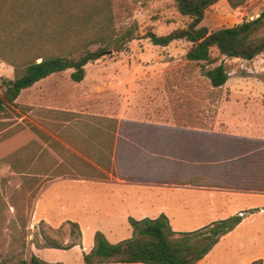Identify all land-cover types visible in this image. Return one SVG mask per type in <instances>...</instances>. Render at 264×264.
<instances>
[{"label": "rangeland", "instance_id": "rangeland-1", "mask_svg": "<svg viewBox=\"0 0 264 264\" xmlns=\"http://www.w3.org/2000/svg\"><path fill=\"white\" fill-rule=\"evenodd\" d=\"M263 2L246 0L231 8L225 0H219L205 12L200 25L208 30L235 25L256 17ZM10 4L21 10L41 5L50 11L54 4H60L73 17L91 8L100 9L111 17L113 37L132 26L138 38L128 42L125 50L104 53L88 62L80 82L69 79V69L35 82L23 89L15 104L1 114L0 264L27 261L34 243H43L42 233L61 246L79 242L77 232L70 233L64 220L84 218L89 222L102 217V211H77L80 199L76 195L82 190L69 189L75 192V198L69 200L62 184L47 188L39 210L34 211L41 188L55 175L95 177L100 173L106 178L107 172H113L109 154L105 156L106 171L84 158L90 157L92 149L82 143L81 133L93 136L98 127L114 129L115 117L132 109H145L144 118L148 120L176 123L192 122L189 120L193 112L199 109L198 122L207 127L221 97H252L264 102V53L246 60L219 56L212 48L210 55L215 61L197 63L186 59L191 43L185 39L173 40L166 46L150 42L145 36L147 31L167 34L190 20L178 12L174 0H0V11ZM95 47L97 44L89 45V49ZM219 61L226 67L227 79L220 87H212L205 70ZM13 75V67L0 59V94L1 82ZM153 110L158 114H153ZM33 190L35 194L30 195ZM22 224L24 245L19 232ZM256 252L251 249L250 255ZM40 257L49 262L83 264L75 249L49 248Z\"/></svg>", "mask_w": 264, "mask_h": 264}, {"label": "crops", "instance_id": "crops-1", "mask_svg": "<svg viewBox=\"0 0 264 264\" xmlns=\"http://www.w3.org/2000/svg\"><path fill=\"white\" fill-rule=\"evenodd\" d=\"M217 103L207 127L198 122L199 109L192 122L184 123L148 120L145 109H132L115 117L114 129L98 127L93 136L81 133L82 143L92 149L84 158L104 170L109 154L113 172L106 178H53L41 188L34 211L49 187L64 185L69 200L75 198L69 189L82 190L76 195L77 211H102V217L89 222L67 219L77 223L80 241L66 250H78L81 259L92 248L95 231L110 243L130 237L129 217L163 214L171 230L189 232L244 213L195 264H249L258 258L264 264V102L221 97ZM46 249L34 247L32 253L41 258ZM251 249L257 252L250 255Z\"/></svg>", "mask_w": 264, "mask_h": 264}, {"label": "trees", "instance_id": "trees-1", "mask_svg": "<svg viewBox=\"0 0 264 264\" xmlns=\"http://www.w3.org/2000/svg\"><path fill=\"white\" fill-rule=\"evenodd\" d=\"M178 12L190 18L182 28H176L167 34L157 35L147 31L145 36L152 44L166 46L177 39L191 43L185 53L189 61L212 63L215 58L210 52L215 48L217 55L228 58L252 59L264 53V2L256 17L241 22L208 30L200 25L205 12L219 0H174ZM229 7L241 6L246 0H225ZM48 5V4H47ZM50 11L46 7L31 5L21 10L10 4L0 11V59L13 67V78L4 79L0 94V117L15 104L20 92L47 76L69 69V79L80 82L85 75L84 66L104 53L122 51L127 43L138 38L129 26L113 37L110 27L111 17L103 11L93 8L76 13L73 17L63 10L60 4ZM21 7V6H20ZM57 15V17L55 16ZM55 16V17H54ZM71 19V22H70ZM73 26L77 30L72 29ZM97 44L95 49L89 45ZM203 63H200V68ZM212 87H220L227 79L226 67L222 61L205 70ZM7 117V116H5ZM13 166L16 168L15 163ZM58 177L59 175H55ZM95 177L104 178L103 174ZM35 190L30 194H35ZM16 209L15 205H12ZM254 209H251L252 212ZM244 216L234 214L189 232H176L170 229L165 215L154 218H128L132 228L130 237L116 243H110L99 231L94 233V243L88 252L82 253L83 264L92 263H134L143 264H195L218 240L232 230ZM70 233L80 230L76 222L66 220ZM24 224L19 231L24 245ZM42 244L34 243L36 248L66 249L79 242H70L64 246L44 233ZM20 264H61L47 262L34 253L28 260L20 259ZM249 264H262L260 258Z\"/></svg>", "mask_w": 264, "mask_h": 264}]
</instances>
